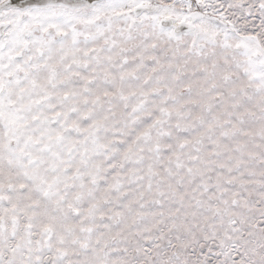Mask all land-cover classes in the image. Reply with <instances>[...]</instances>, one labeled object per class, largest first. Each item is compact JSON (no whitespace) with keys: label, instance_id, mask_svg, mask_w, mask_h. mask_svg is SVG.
<instances>
[{"label":"snow or ice","instance_id":"1","mask_svg":"<svg viewBox=\"0 0 264 264\" xmlns=\"http://www.w3.org/2000/svg\"><path fill=\"white\" fill-rule=\"evenodd\" d=\"M0 264H264V0H0Z\"/></svg>","mask_w":264,"mask_h":264}]
</instances>
